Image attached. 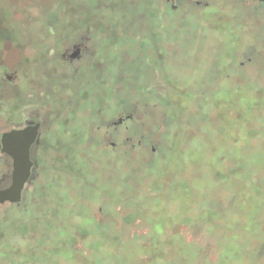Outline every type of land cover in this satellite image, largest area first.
I'll return each instance as SVG.
<instances>
[{"label":"rangeland","instance_id":"374dc122","mask_svg":"<svg viewBox=\"0 0 264 264\" xmlns=\"http://www.w3.org/2000/svg\"><path fill=\"white\" fill-rule=\"evenodd\" d=\"M158 5L153 48L136 28L146 0H0L8 73L11 53L24 56L40 28L49 63L46 145L22 202L0 205V264H264V47L245 52L261 42L227 12L178 28L163 17L166 0ZM201 24L214 38L188 81L195 57L172 64L164 36L175 31L185 47L191 32L199 49ZM12 32L23 51L11 48ZM82 38L92 65L55 80L58 54ZM123 47L122 81L113 59Z\"/></svg>","mask_w":264,"mask_h":264},{"label":"flooded vegetation","instance_id":"af4514ba","mask_svg":"<svg viewBox=\"0 0 264 264\" xmlns=\"http://www.w3.org/2000/svg\"><path fill=\"white\" fill-rule=\"evenodd\" d=\"M146 4L151 5V12H149V9H146L136 17V28L139 32L138 37L141 36L143 39L144 35H146L151 40H153V48H155V46L159 48L158 45L160 43V37L158 26V0H146ZM166 6L167 10L164 12L163 17L168 19V21L175 18L174 22H179L178 28H186L188 26L187 23L190 22V20H194L196 22L198 19H201V21L206 22L208 19L207 16L210 13L227 12L230 14V18L238 23V28L242 29V32L247 38L250 37V40L252 41L257 38L259 39V42L262 43H259L260 45L255 43L252 45L248 44L245 48V52L251 50L254 52L257 51L259 54L263 53V51L260 50V47H264V0H166ZM33 19L34 16L30 15L29 21L26 25H32ZM11 21L20 23L18 20L16 21L14 19ZM23 26H25V24L22 26L19 25L21 28ZM34 26L37 28L36 25ZM169 27H171V29L177 28L176 25H169ZM201 27L203 30L201 29L200 36L197 38V40L200 41L199 49L197 48L198 46L195 48L193 47L196 36L192 35L191 32L190 34L189 32H186L184 40L181 41L185 47H179L180 41L176 39L177 37L175 35V31L169 30L164 36L168 40V42H166L165 39V44L168 45L167 47L170 49V54H172L174 57L172 64L177 59L175 57L179 56L180 53L189 57L190 59L192 56L195 57L194 60L196 62L194 65L187 68L186 71L188 73L185 75V77L188 81L193 79L194 75L196 74H194V69L196 70L198 61H200V64L202 63V68L200 70H204L205 67H203V62L206 61L207 58L203 59V57L207 54V45L209 44V41L214 38L213 33L215 32L205 31V24H201L200 28ZM17 32L20 33L21 31L17 30ZM37 33L40 35L41 46H35L34 48H31V44L34 41L32 37ZM2 34L3 33L0 32V78L4 79L3 75H5L6 79L8 80V89H5L6 87H0V163H2V165H4L6 168V170L0 175V189H6L12 185L15 165L14 156L4 150L7 146L4 142V136L5 134L11 133L13 131L25 130L27 132V139L30 142L29 160L32 165V170L23 190V200L26 191L35 178V172L39 165L43 148L46 145V139L44 137L47 120L45 118L46 116L43 115V109L46 107L48 98L47 75L49 72L47 56L48 52L47 48L44 47L47 43L45 37L46 30H42L41 28L40 30L36 29L33 34L31 33L28 36V48L24 52V56L17 57L14 54L12 56L11 53V59L9 61V64H11L9 67V70H12L10 71L11 73H8V68L6 67L7 63L5 59V51L2 48V45H4L5 41L2 40ZM170 34L172 35L170 36ZM3 35L5 36V33ZM167 35L169 38L166 37ZM6 37H8L7 40L9 41L12 49L13 47H17V49L19 48L21 51L24 50L16 40L15 34L13 32L12 34L9 33L6 35ZM215 38V43L218 45L220 42L219 35H217ZM142 39L137 42L140 46L136 48V51L143 49L141 48L142 44H144ZM89 50L90 49L86 46L85 39L82 38L81 40L74 42L72 48H68L60 52L58 54L59 57L57 58V65L55 67L56 74H54L53 78H55V80H59L62 83L63 80H74L81 77L83 75H80V71L82 70L81 68L91 66L94 61L93 58L95 52L90 53ZM147 51L148 49L145 51V53H148ZM127 52L128 51L123 47L121 48V56H119V58L113 59V62L116 63L114 69L116 73L114 75H117L119 72L120 79L122 81L126 75L125 71H127ZM198 53H200V56L199 59L196 60ZM139 63L140 64L135 66L137 71L140 72L139 76L143 77V65L146 63L144 59H140ZM241 63L244 65L245 61H242ZM101 65L103 64L100 62L98 67ZM182 76L184 77V75ZM89 99L91 106V88L89 89ZM127 119V116H120L119 120L114 122L115 129L121 128ZM82 120L83 119L80 120V118H78L79 123L80 121L82 122ZM88 129L89 132H91V116L88 117ZM88 141V144H91V135L88 136ZM111 144L113 146L116 145L115 142H111ZM8 146L10 149H15L16 144L11 142ZM5 204L15 205L19 203L7 202L0 205Z\"/></svg>","mask_w":264,"mask_h":264},{"label":"water","instance_id":"95a60500","mask_svg":"<svg viewBox=\"0 0 264 264\" xmlns=\"http://www.w3.org/2000/svg\"><path fill=\"white\" fill-rule=\"evenodd\" d=\"M26 131H13L4 136L7 145L5 151L11 153L15 158L13 183L6 189H0V204L20 203L23 198V190L31 175L32 165L29 160V141ZM15 143V149L9 148V143Z\"/></svg>","mask_w":264,"mask_h":264}]
</instances>
